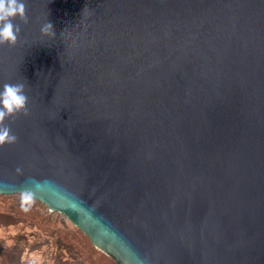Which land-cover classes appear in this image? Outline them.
Listing matches in <instances>:
<instances>
[{"label": "water", "instance_id": "water-1", "mask_svg": "<svg viewBox=\"0 0 264 264\" xmlns=\"http://www.w3.org/2000/svg\"><path fill=\"white\" fill-rule=\"evenodd\" d=\"M0 43V193L117 264H264V0H25ZM50 21L53 31H42Z\"/></svg>", "mask_w": 264, "mask_h": 264}, {"label": "rangeland", "instance_id": "rangeland-1", "mask_svg": "<svg viewBox=\"0 0 264 264\" xmlns=\"http://www.w3.org/2000/svg\"><path fill=\"white\" fill-rule=\"evenodd\" d=\"M0 264H117L63 213L21 193H0Z\"/></svg>", "mask_w": 264, "mask_h": 264}, {"label": "clouds", "instance_id": "clouds-1", "mask_svg": "<svg viewBox=\"0 0 264 264\" xmlns=\"http://www.w3.org/2000/svg\"><path fill=\"white\" fill-rule=\"evenodd\" d=\"M17 16L26 19V5L25 0H0V43L14 44L19 32V25L14 23ZM53 29V24L48 20L42 26V31L48 32ZM23 83L6 82L0 88V121L5 117L11 116L22 110H26L27 94L24 91ZM16 139L14 133L8 125L0 124V142H12Z\"/></svg>", "mask_w": 264, "mask_h": 264}]
</instances>
